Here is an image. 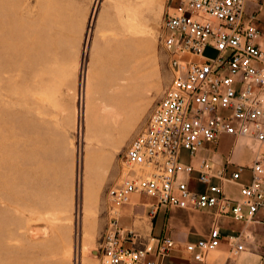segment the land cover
<instances>
[{"label": "rangeland", "instance_id": "obj_1", "mask_svg": "<svg viewBox=\"0 0 264 264\" xmlns=\"http://www.w3.org/2000/svg\"><path fill=\"white\" fill-rule=\"evenodd\" d=\"M180 1L0 0V264H100L107 191L172 82L161 39Z\"/></svg>", "mask_w": 264, "mask_h": 264}, {"label": "built area", "instance_id": "obj_2", "mask_svg": "<svg viewBox=\"0 0 264 264\" xmlns=\"http://www.w3.org/2000/svg\"><path fill=\"white\" fill-rule=\"evenodd\" d=\"M251 4L264 8V0H181L166 14L161 45L172 82L127 147L121 180L107 191L101 264H163L175 249L166 230L143 240L122 226L123 209L144 196L152 200L151 219L162 207L212 215L207 235L186 244L193 264H207L224 241L234 256L249 250L250 232L224 235L222 223H264V49ZM209 49L215 57L205 56ZM222 137H231L233 148L215 163L208 152ZM240 142L253 154L249 165L232 158ZM230 185L238 198L227 194Z\"/></svg>", "mask_w": 264, "mask_h": 264}, {"label": "crops", "instance_id": "obj_3", "mask_svg": "<svg viewBox=\"0 0 264 264\" xmlns=\"http://www.w3.org/2000/svg\"><path fill=\"white\" fill-rule=\"evenodd\" d=\"M258 10L257 22L262 37L259 40V44L264 49V8H260L257 4H251L249 11ZM234 140L231 137H222L217 145L216 151L208 152V155L215 163H223L225 158L230 154L233 148ZM227 143V145H225ZM235 162L249 165L253 160L252 152L240 142L235 152L232 155ZM245 175L247 176L245 178ZM249 174H244V179L247 180ZM234 186V185H230ZM238 189V187L236 186ZM138 202L131 205H127L123 209L122 223L124 228H133L144 237L150 234L160 235L163 227L169 223V233L176 242L175 249L171 252L169 257L163 264H193L191 255L186 251L185 247L188 242H195L205 236L208 232L205 227L200 223L198 214H207L210 217L212 215L209 212H187L182 210H167L162 207L158 215L154 220L149 219L147 215V205L152 202L148 197H135ZM139 205H144L143 207ZM141 207V208H140ZM143 208V209H142ZM185 212L189 215L190 220L188 225L181 224V214L178 212ZM141 212L140 218H136L135 213ZM194 214V215H192ZM135 215V216H134ZM162 221L160 226H157L158 218ZM259 220L264 221V216H258ZM173 222V224H172ZM175 225V228L174 226ZM183 225V228L180 226ZM177 229V231H176ZM181 230V231H180ZM248 230L252 236V240L248 242L249 250L242 252L239 255H233L231 249L224 241L223 245L215 252L211 253L207 258V264H264V223L246 225L244 221H236L234 219H226L222 223V233L224 235H238L241 231ZM180 231V232H179ZM258 238L259 243H255V239Z\"/></svg>", "mask_w": 264, "mask_h": 264}, {"label": "bare ground", "instance_id": "obj_4", "mask_svg": "<svg viewBox=\"0 0 264 264\" xmlns=\"http://www.w3.org/2000/svg\"><path fill=\"white\" fill-rule=\"evenodd\" d=\"M145 126V125H144ZM125 157V156H124ZM125 164V160L123 161V165ZM100 264H101V259H100Z\"/></svg>", "mask_w": 264, "mask_h": 264}]
</instances>
